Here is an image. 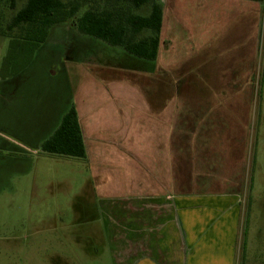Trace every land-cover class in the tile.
<instances>
[{
  "label": "rangeland",
  "instance_id": "obj_1",
  "mask_svg": "<svg viewBox=\"0 0 264 264\" xmlns=\"http://www.w3.org/2000/svg\"><path fill=\"white\" fill-rule=\"evenodd\" d=\"M25 2L17 0L12 9L10 0H0V23L6 24ZM163 5L161 53L156 61H143L146 71L170 68L165 79L126 77L119 70L88 73V64L127 65L126 58H138L62 24L20 73L23 81H33L30 94L6 96L15 91L16 77H0V128L6 132L0 144V264H116L110 231L114 214L95 201L89 161L45 155L30 148L33 144L21 147L16 139L32 127L41 132L69 91L73 102L83 91H96L100 103L119 110L127 96L144 103L135 87L149 89L153 102L182 108L183 138L192 136L187 150L186 141L183 145V179L189 182L184 192L208 195L228 189L254 202L247 217L246 256L264 262V2L247 7L245 14L226 13L223 5L200 0H164ZM8 43L0 37V66ZM54 60L63 63L59 68L70 66L69 86L65 72L52 76ZM195 116L209 120L198 128ZM137 120L142 124L141 117Z\"/></svg>",
  "mask_w": 264,
  "mask_h": 264
},
{
  "label": "crops",
  "instance_id": "obj_2",
  "mask_svg": "<svg viewBox=\"0 0 264 264\" xmlns=\"http://www.w3.org/2000/svg\"><path fill=\"white\" fill-rule=\"evenodd\" d=\"M200 1L204 5L210 2L223 5L226 13L230 14H245L247 7L256 8V4L260 3L245 4L247 0ZM161 2L164 4V0ZM146 8L148 10L144 14L150 12V8L144 6ZM202 9L203 6L198 8ZM60 24L76 30L69 21ZM57 25L52 27L47 41ZM202 44L204 46V42ZM66 57L68 61L72 60V57ZM57 62L54 60L51 63L52 76L65 72L69 86L72 83L71 68H59L63 63ZM125 63L128 64H88L84 68L98 76L119 70L126 77L146 74L157 79L167 78L166 71L170 69L158 66L156 71H146V63L132 57L126 58ZM177 69L172 67L171 71ZM20 73L15 76V91H6V96L32 92L33 81H23ZM135 90L142 95L144 103L137 105L133 97L127 96V102L118 104L119 110L110 104L100 103L101 96L96 91L81 93L82 97L85 95L86 98H83L86 102L81 101L82 97L73 102L69 91L54 106L41 132H36V128L32 127L25 136L18 132L16 140L23 148L33 144L35 146L30 148L41 152V144L58 128L70 107L76 106L87 157L75 159L89 161L95 201L109 206V212L114 214L110 231L112 246L116 249V264H264L262 259L250 261L246 256L247 217L255 209L254 202H245V198L228 189L224 192L210 191L208 195H196L191 190L184 192V186L189 182L184 183L183 179V145L186 141L187 150L192 136L188 135L185 140L183 138L182 108L176 105L170 107V103L153 102L149 89L135 87ZM19 110L22 111V106L15 114L17 131L21 126ZM139 117L143 120L142 124L137 120ZM195 117L196 123L200 122L198 128L209 120ZM0 135L3 143L6 132L1 128ZM34 136L39 139L36 143L31 140L32 137L36 138ZM257 230L260 235L262 226Z\"/></svg>",
  "mask_w": 264,
  "mask_h": 264
},
{
  "label": "trees",
  "instance_id": "obj_3",
  "mask_svg": "<svg viewBox=\"0 0 264 264\" xmlns=\"http://www.w3.org/2000/svg\"><path fill=\"white\" fill-rule=\"evenodd\" d=\"M10 3L15 9L17 0H10ZM144 6L150 8L148 14L140 12ZM83 7L87 9L78 15ZM68 21L78 32L119 47L133 57L158 60L164 22L161 0H26L6 24L0 23V36L9 39L1 61L0 77L7 79L26 69L36 51L48 39L52 27ZM40 150L70 158L87 157L75 105L64 114L60 125L41 144Z\"/></svg>",
  "mask_w": 264,
  "mask_h": 264
}]
</instances>
